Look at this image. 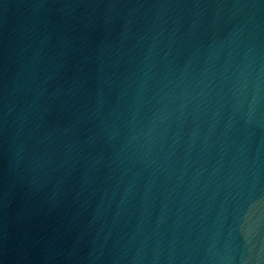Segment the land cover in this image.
<instances>
[{
  "label": "water",
  "instance_id": "95a60500",
  "mask_svg": "<svg viewBox=\"0 0 264 264\" xmlns=\"http://www.w3.org/2000/svg\"><path fill=\"white\" fill-rule=\"evenodd\" d=\"M0 264H264V0H0Z\"/></svg>",
  "mask_w": 264,
  "mask_h": 264
}]
</instances>
